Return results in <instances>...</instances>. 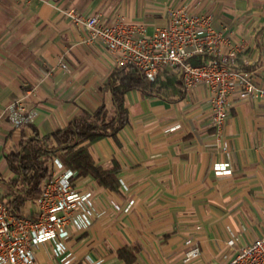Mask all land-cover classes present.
<instances>
[{
  "label": "crops",
  "instance_id": "0c3cea01",
  "mask_svg": "<svg viewBox=\"0 0 264 264\" xmlns=\"http://www.w3.org/2000/svg\"><path fill=\"white\" fill-rule=\"evenodd\" d=\"M175 6L211 14L213 27L229 40L218 47L219 55L233 57L264 85V0H0L2 175L11 174L5 151L30 130L8 121L11 100L35 110L28 124L40 134L102 103L113 111L106 84L112 57L100 43L84 40L86 31L70 10L142 23L152 33L166 25L167 9ZM159 75L166 82L163 96L128 90L127 122L116 139L105 136L89 146L96 163L116 166L120 184L112 190L92 177L99 215L83 230L70 224L65 244L77 258L73 264H222L264 233V99L231 95L218 128L203 85L185 90L169 68ZM222 163L229 172H215ZM0 191L7 194L1 185ZM130 199V210L123 212ZM31 203L23 215L35 214ZM187 241L198 243L199 255L183 262ZM34 254L36 264H59L47 242Z\"/></svg>",
  "mask_w": 264,
  "mask_h": 264
},
{
  "label": "built area",
  "instance_id": "2783aa9c",
  "mask_svg": "<svg viewBox=\"0 0 264 264\" xmlns=\"http://www.w3.org/2000/svg\"><path fill=\"white\" fill-rule=\"evenodd\" d=\"M71 19L86 31L84 40L100 43L112 57L114 66L131 64L153 81L165 68L172 70L185 90L203 85L209 93L213 122L220 127L229 97L264 99V85L257 84L244 70L238 68L233 57L219 55L218 47L229 40L212 24L208 12L190 11L184 6L169 7L165 26L146 32L145 24H125L118 19L106 20L99 14L83 15L73 10ZM233 52V51H232ZM205 57L196 64L191 58ZM60 67L67 70L66 63ZM8 121L14 128L31 123L35 110L26 109L22 100L15 98L5 107ZM217 173L230 169L227 163L214 167ZM91 176H78L66 168L58 157L51 163V173L41 186L40 195L33 201L35 214L25 216L13 212L6 194H0V264H36L34 250L40 243H49L59 264H73L77 258L65 244L71 235L70 224L86 229L99 215ZM128 200L123 212L130 210ZM116 210L120 207L113 204ZM183 262L199 255L197 242L187 241ZM228 244L233 245L230 239ZM222 264H264V233L241 245Z\"/></svg>",
  "mask_w": 264,
  "mask_h": 264
},
{
  "label": "trees",
  "instance_id": "16d2710c",
  "mask_svg": "<svg viewBox=\"0 0 264 264\" xmlns=\"http://www.w3.org/2000/svg\"><path fill=\"white\" fill-rule=\"evenodd\" d=\"M191 62L196 64L200 61L192 57ZM165 73L169 78L170 74ZM159 76L150 81L131 64L115 66L106 81L112 112L102 103L93 111L82 110L64 127L46 134H40L30 124L21 125L19 128L29 125V133H22L4 154L10 177H4L0 172V185L7 192L6 200L13 212L23 214L26 203L33 202L40 195L41 186L51 173L54 157H58L66 168L75 170L78 176H91L98 185L117 189L120 183L116 178V166L104 168L96 163L89 146L105 136L116 139L117 131L127 122L124 94L128 90L139 89L145 95L163 96L166 82ZM123 250L131 251L130 248Z\"/></svg>",
  "mask_w": 264,
  "mask_h": 264
},
{
  "label": "rangeland",
  "instance_id": "374dc122",
  "mask_svg": "<svg viewBox=\"0 0 264 264\" xmlns=\"http://www.w3.org/2000/svg\"><path fill=\"white\" fill-rule=\"evenodd\" d=\"M1 193H2V192L0 191V194H1ZM31 206L34 208V203H33V202L31 203Z\"/></svg>",
  "mask_w": 264,
  "mask_h": 264
}]
</instances>
